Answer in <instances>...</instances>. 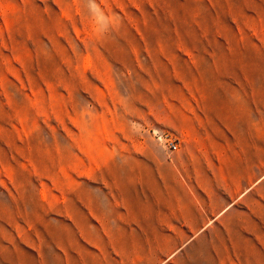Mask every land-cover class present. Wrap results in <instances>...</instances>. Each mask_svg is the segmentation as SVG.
Returning a JSON list of instances; mask_svg holds the SVG:
<instances>
[{
	"label": "rangeland",
	"instance_id": "rangeland-1",
	"mask_svg": "<svg viewBox=\"0 0 264 264\" xmlns=\"http://www.w3.org/2000/svg\"><path fill=\"white\" fill-rule=\"evenodd\" d=\"M0 264H264V0H0Z\"/></svg>",
	"mask_w": 264,
	"mask_h": 264
},
{
	"label": "built area",
	"instance_id": "built-area-1",
	"mask_svg": "<svg viewBox=\"0 0 264 264\" xmlns=\"http://www.w3.org/2000/svg\"><path fill=\"white\" fill-rule=\"evenodd\" d=\"M157 141L162 145L164 149L173 153L177 151L179 147V138L171 132H161L155 134Z\"/></svg>",
	"mask_w": 264,
	"mask_h": 264
}]
</instances>
